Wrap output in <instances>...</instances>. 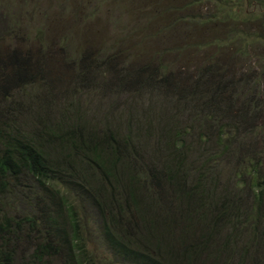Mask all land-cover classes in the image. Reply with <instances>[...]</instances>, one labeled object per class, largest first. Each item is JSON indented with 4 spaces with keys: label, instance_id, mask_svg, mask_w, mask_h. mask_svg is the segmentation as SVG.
I'll list each match as a JSON object with an SVG mask.
<instances>
[{
    "label": "rangeland",
    "instance_id": "1",
    "mask_svg": "<svg viewBox=\"0 0 264 264\" xmlns=\"http://www.w3.org/2000/svg\"><path fill=\"white\" fill-rule=\"evenodd\" d=\"M120 70L126 75L124 83L116 78ZM209 74L214 79L203 91L198 82ZM156 82L170 95L161 92V105L182 90L186 110L185 182L175 181L180 188L162 185L167 191L156 183L165 179L163 164L172 160V148L164 146L163 138L137 136L135 131L144 129L142 123L154 114L147 107ZM59 103L60 111L77 124L91 118L101 122L112 107L122 112L124 122L134 128L127 158L142 157L157 168L152 189L166 191L173 209L178 200L173 191L181 193L196 181L212 196L233 193L241 222L221 223L214 241L218 247L232 238L236 247L220 252L217 262L237 264L239 251L249 247L243 264H264V0H0V130L20 129L34 141H65L66 129L59 126L54 109ZM134 109V118L126 115ZM117 126L121 134L129 133L124 123ZM51 130L56 136L49 135ZM58 154L66 157L70 152L62 149ZM19 182L20 187L11 189L28 201L4 195L0 219L40 213L39 228L27 239L10 242L16 253L8 264H72L67 249L40 261L34 258L39 240L32 234L42 239L43 231L59 233L62 221L57 208L40 207L39 199L46 201L36 195L27 176ZM66 197L83 229L87 264H132L112 252L100 214L85 193ZM192 203L173 211L177 221ZM212 214L206 222L197 215L194 226L202 228L204 221L203 229L210 233ZM47 215L51 220H45ZM45 238L56 241L55 236Z\"/></svg>",
    "mask_w": 264,
    "mask_h": 264
},
{
    "label": "trees",
    "instance_id": "2",
    "mask_svg": "<svg viewBox=\"0 0 264 264\" xmlns=\"http://www.w3.org/2000/svg\"><path fill=\"white\" fill-rule=\"evenodd\" d=\"M123 71L115 72L121 83H124L126 76ZM3 73L5 76V69ZM81 79L84 80V75ZM213 79L211 74L203 77L198 82L200 89L204 91L206 82ZM174 83L176 87L178 84ZM166 90L165 85L156 82V87L150 92L152 96L147 107V111H154V114L149 120H144L142 123L145 124L144 129L140 127L135 129L137 136L142 133H145L144 137L156 135L163 138L164 146L172 148L173 154L169 153L172 160L163 164L165 179L158 183L157 168L153 164H149L142 157L140 161L133 155L131 159L127 158L125 148L131 141L133 143V137L130 135L134 128L128 122H124L122 112L119 113L114 107L104 111L107 115L100 119L101 122L91 118L84 120V124H77L76 118H71L60 111L62 107L59 103L54 109L60 116L59 126L66 129L64 136L67 143L63 139L54 142L42 137L34 141L29 138V134H24L20 129L5 132L1 128L0 199L12 193L11 200L19 197L21 203L24 200L28 201L27 196L21 191L17 196L11 189L12 186L20 187L19 180L25 175L34 184L33 191L36 195L46 201L45 205L39 199L38 202L42 203L40 207L47 210L51 207L57 208L62 221L63 231L58 229L59 233L43 231L42 239L39 235L32 234L39 240L33 253L37 261L60 254L67 249L72 264L80 260L81 264L88 263L89 256L87 258L82 237L83 229L72 210V205H66V196L72 192L85 193L92 201L100 214L102 228L108 232L112 252L123 261L132 264H218L217 257L220 252L235 251L233 247L236 246L232 238L225 239L222 246L218 247H215L214 241V238L219 237L221 223L230 219L241 222L239 215L241 209L233 193L232 196L224 195L221 198L212 196L200 190L202 184L196 181L187 190H178L181 193L172 190L178 197V203L174 202L176 204L174 209L172 203L167 201L165 194L168 188H163L162 185L177 188L179 186L175 183L176 180H180L181 185L185 182L181 178L183 165L185 167L183 159L185 127L182 119L186 110L182 90L181 93L176 90L177 93H174L177 95L176 99L165 101L172 109L170 110L169 106L168 111L167 108L164 109L166 104L161 105L159 100L161 92H165L167 97L170 96ZM193 111L195 112L194 109ZM126 115L134 118L136 109L128 110ZM119 123H124L129 133L121 134L123 132L117 130ZM48 133L50 136H56L53 130ZM144 140L148 145V139ZM58 149L61 151L64 149L70 152V155L64 157L58 154L61 152ZM155 183L166 191H154L152 186ZM194 195L197 198H193ZM189 202H193L191 204L193 208L189 209L181 221H177L173 211L181 210L183 205H189ZM192 211L197 212L199 218L205 222L213 213L210 233L204 231V221L199 220L202 228L194 226L197 215ZM63 213L66 215L63 216ZM39 216L40 213L32 215L28 212L20 219L13 216L0 219V264H8L15 256L16 249L10 248L12 240L18 242L27 239L31 237V232L38 230ZM45 220H51V216L47 215ZM48 226L50 228L51 224L48 223ZM56 229L55 227V231ZM47 236L49 238L55 236L56 241L47 240L45 238ZM248 248L239 251L237 264L241 262L243 264L247 259ZM210 249L219 251L212 253L209 252Z\"/></svg>",
    "mask_w": 264,
    "mask_h": 264
}]
</instances>
